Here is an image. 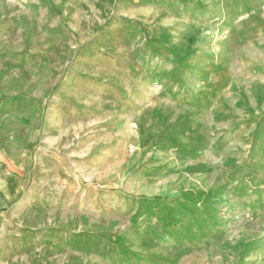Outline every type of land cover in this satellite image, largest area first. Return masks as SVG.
Instances as JSON below:
<instances>
[{"label":"rangeland","instance_id":"374dc122","mask_svg":"<svg viewBox=\"0 0 264 264\" xmlns=\"http://www.w3.org/2000/svg\"><path fill=\"white\" fill-rule=\"evenodd\" d=\"M0 186V264H264V0H0Z\"/></svg>","mask_w":264,"mask_h":264},{"label":"crops","instance_id":"0c3cea01","mask_svg":"<svg viewBox=\"0 0 264 264\" xmlns=\"http://www.w3.org/2000/svg\"><path fill=\"white\" fill-rule=\"evenodd\" d=\"M9 179H11L10 176H9ZM0 188H3V187L0 186ZM70 241H71V244L72 245L76 246V248H79L80 250H82L84 252L91 253V248L89 247L88 244H86V241H84V242H81L80 240L79 241H74V242L72 240H70ZM86 245L88 246V248H86L87 247ZM98 249H100V248H98ZM94 251H96V249Z\"/></svg>","mask_w":264,"mask_h":264},{"label":"bare ground","instance_id":"6f19581e","mask_svg":"<svg viewBox=\"0 0 264 264\" xmlns=\"http://www.w3.org/2000/svg\"><path fill=\"white\" fill-rule=\"evenodd\" d=\"M219 11L224 12V11H226V8H223V6H222V8ZM259 150H261V148ZM224 198H225V196L222 195L221 198H220V201L218 202V204L216 206L217 207L216 208L217 210L220 208V205H221L222 201L224 200ZM142 243H144V242H142Z\"/></svg>","mask_w":264,"mask_h":264}]
</instances>
